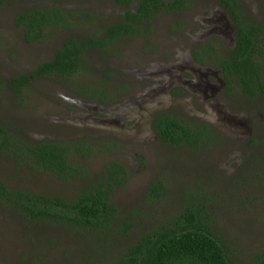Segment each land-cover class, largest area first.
<instances>
[{"label": "rangeland", "instance_id": "rangeland-1", "mask_svg": "<svg viewBox=\"0 0 264 264\" xmlns=\"http://www.w3.org/2000/svg\"><path fill=\"white\" fill-rule=\"evenodd\" d=\"M189 1L181 13L161 12L147 37L122 39L107 51L89 49L76 76L36 77L20 96L8 84L11 77L31 74L66 37H88L123 8L113 0H39L84 9L92 19L80 16L83 26L53 29L44 41L29 44L12 17L33 1L0 2V125L31 142L84 139L95 153L73 157L86 166L89 180L100 179L111 161L129 173L113 192V224L102 232L29 225L0 202V264H111L142 233L169 225L190 204L200 208L204 226L234 264H264V91L247 96L233 83L210 92L209 85L218 84L211 72L221 78L218 60L226 57L234 28L215 2ZM238 2L251 22L264 21V0ZM221 16L222 24L209 31L207 22ZM205 44L213 51L199 61L194 50ZM257 60L264 71V56ZM78 85L104 87L116 97L107 103L90 99L78 93ZM162 113L206 124L204 140L195 147L162 142L151 125ZM156 180L164 192L150 201L145 193ZM0 182L71 199L87 179L62 182L0 152ZM125 222L132 226L124 234Z\"/></svg>", "mask_w": 264, "mask_h": 264}, {"label": "trees", "instance_id": "trees-1", "mask_svg": "<svg viewBox=\"0 0 264 264\" xmlns=\"http://www.w3.org/2000/svg\"><path fill=\"white\" fill-rule=\"evenodd\" d=\"M22 8L12 17L15 27L22 30L26 43L37 44L45 40L53 29L71 30L83 26L77 21L80 16L92 19L84 9L64 7L61 4L42 3ZM123 9L115 20L103 29L95 30L86 38L69 36L61 41L51 59L36 65L29 75H16L8 80L14 93L21 95L34 78H71L76 76L86 63L89 49L108 50L122 39L147 37L152 24L161 12L177 13L186 10L187 0H113ZM3 2V0H0ZM226 9L236 23L235 44L226 57L218 60L229 85L236 83L241 93L254 96L264 91V71L257 57L264 56V22L252 23L239 18L238 0H216ZM79 17V18H78ZM194 50L197 60L211 56L210 49ZM210 53V54H209ZM76 85V84H75ZM78 93L90 99L107 103L111 90L106 88L87 89L78 85ZM89 93H88V92ZM158 138L171 147L197 146L204 140L206 124L191 125L182 118L169 113L154 117L151 122ZM208 129V128H207ZM0 152L15 164L46 173L62 182L87 179L79 192L71 199L61 196H46L23 189H8L0 182V202L14 210L24 222L31 224H63L90 231H105L113 224L115 208L112 196L115 188L123 186L129 177L121 163L111 161L104 167L96 181L89 180L86 166L74 160L95 152L84 139L27 141L0 125ZM164 187L156 180L149 184L145 197L156 201L163 195ZM206 219L197 205H186L171 220L169 225L148 229L111 264H234L206 226ZM132 223L120 226L122 233L131 229ZM110 264V263H107Z\"/></svg>", "mask_w": 264, "mask_h": 264}, {"label": "flooded vegetation", "instance_id": "flooded-vegetation-1", "mask_svg": "<svg viewBox=\"0 0 264 264\" xmlns=\"http://www.w3.org/2000/svg\"><path fill=\"white\" fill-rule=\"evenodd\" d=\"M188 1V3H189V5H188V7L187 8H190L191 7V3H190V1L189 0H187ZM208 2H210V1H213V2H215L216 3V5H217V7L218 8H221L222 10H223V12L226 14V17H227V19H229L231 22H232V24H233V28H234V31H233V37H232V41H231V44H230V49L232 48V46L235 44V40H236V29H237V25H236V23L231 19V17H230V15H229V13L226 11V9H224V7L223 6H221L218 2H216V0H207ZM239 3V2H238ZM234 8H237L236 9V11H237V14L239 15V18L241 19V18H244L245 20H247L248 22H251V19L249 18V16H248V14H247V10H246V8H244V7H242L241 5H239V6H236V7H234ZM183 11H186V10H182V11H180V12H177V13H170V12H166V13H170V14H178V13H181V12H183ZM223 17L221 16L220 18H215V19H211V20H209L207 23L208 24H210L212 27H211V29L209 30V31H212L213 29H214V25L216 24V23H221L222 24V19ZM262 22H264V21H262ZM262 22H258V23H262ZM253 23V22H252ZM255 23H257V22H255ZM224 26H225V24H224ZM207 45H209V44H205V45H203L204 47H206V49L209 47V46H207ZM200 47H202V46H198L196 49H198V52H199V50H200ZM210 49H212V48H210ZM229 49V50H230ZM229 52V51H228ZM227 52V53H228ZM210 54V53H209ZM195 56H197V55H195ZM206 58H209V56H205ZM196 59H197V57H196ZM214 59H215V57H214ZM217 71L220 73V77L221 78H218V76H216V74L214 73V72H211V74H214V76H215V78H216V80H217V83L218 84H215V85H209V88H210V92L212 93L215 89H217L218 90V87L219 86H227V87H231L232 85H234V84H236V83H234L233 84V82H232V85L230 86L229 84L230 83H228V81L229 80H227V78H225V76H224V74H223V71H222V68L218 65V68H217ZM204 73L202 74L203 76H205L206 74H207V71L205 70V71H203ZM238 87V86H237ZM238 90H239V88H238ZM239 92H240V90H239ZM203 95L205 94V92L203 91V93H202ZM243 94V93H242Z\"/></svg>", "mask_w": 264, "mask_h": 264}]
</instances>
